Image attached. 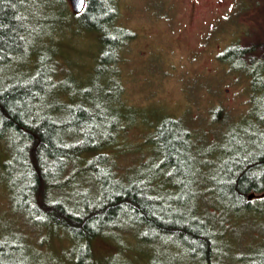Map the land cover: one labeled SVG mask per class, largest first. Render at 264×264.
I'll use <instances>...</instances> for the list:
<instances>
[{"label":"trees","instance_id":"1","mask_svg":"<svg viewBox=\"0 0 264 264\" xmlns=\"http://www.w3.org/2000/svg\"><path fill=\"white\" fill-rule=\"evenodd\" d=\"M65 2L0 0V139L12 145L11 174L21 175L12 178L19 202L16 207L12 200L13 212L43 236L42 242L36 236L33 241L43 243L51 233L69 231L89 257L82 264L99 261L97 243L113 250L105 235L121 237V242L125 233L152 246L164 241L152 264H264V254L256 263L244 252H256L264 242V198L248 200L252 192H264V110L243 120L252 130L230 133L226 147L209 135L219 123L213 114L211 127L199 132L185 127L182 116L160 118L158 136L145 139L150 150L143 152L150 164H136L134 178L127 181L108 162L107 146L118 123L104 94L90 98L88 91L61 81L56 58L33 47L50 19L69 15ZM117 6L116 0H87L85 9L74 15L89 29L106 34L111 50L118 53L123 32L110 26L117 19ZM235 44L218 58L231 61L228 69L244 70L254 93L264 90V56L257 57L254 47ZM2 164L1 158V169ZM104 164L106 177L92 181ZM89 184L96 189L92 198L90 190L85 195L95 201L81 203L76 194ZM234 218L254 227L245 242ZM229 231L232 242L226 239ZM177 239L180 247L174 244ZM32 254L29 241L20 236L0 238V264H39Z\"/></svg>","mask_w":264,"mask_h":264},{"label":"rangeland","instance_id":"2","mask_svg":"<svg viewBox=\"0 0 264 264\" xmlns=\"http://www.w3.org/2000/svg\"><path fill=\"white\" fill-rule=\"evenodd\" d=\"M116 4L118 16L110 26L123 32L118 53L111 50L112 41L104 38L106 34L89 29L82 18L74 15L69 0L65 2L69 15L50 19L48 30L43 31L41 40L35 41L33 47L45 49L56 58L61 65V81L79 86L82 92L88 91L90 98L104 94L105 105L117 114L118 123L113 142L107 146L108 162H113L127 181L134 178L136 164L147 159L143 152L147 150V132L168 114L182 116L183 125L198 132L211 127L213 114L214 121L219 123L209 135L216 136L225 147L230 133L235 136L252 130L243 120L264 110V90L259 88L254 93V88L247 85L244 70L228 69L231 61L218 57L235 48V43L244 48L254 47L257 57L264 56V0H116ZM153 50L156 51L152 53ZM32 58L30 65L34 63L33 55ZM12 150L8 139H0L4 171L0 168V238L18 235L29 241V249L39 264L88 261L89 257L80 249V241L69 231L51 233L49 239L36 243L35 236L39 242L43 236L13 212L12 200L15 206L19 202L18 187H13L12 178L21 175L9 170ZM107 174L105 165L92 181ZM82 187L83 191L76 194L81 197L80 202L88 199L94 202L91 198L96 188L93 190L91 184ZM89 190L91 198L85 195ZM176 193L175 196L179 195ZM180 210L183 212L181 206ZM233 220L240 224V218ZM252 226L239 225L244 242L253 234ZM105 237L114 245L113 250L97 243L94 250H101L99 261L84 264H152L155 254L164 249V241L153 242V246L143 244L132 233H125L121 242V237L119 240L112 235ZM226 239L232 242L230 231ZM174 244L180 247V239L174 240ZM244 252L253 255L255 259L251 262L257 263L264 254V242L256 252L250 249Z\"/></svg>","mask_w":264,"mask_h":264},{"label":"water","instance_id":"3","mask_svg":"<svg viewBox=\"0 0 264 264\" xmlns=\"http://www.w3.org/2000/svg\"><path fill=\"white\" fill-rule=\"evenodd\" d=\"M70 4L72 6V9L75 13H81L87 4V0H69ZM255 198H264V192L257 194L255 192H252L249 197L248 200H253Z\"/></svg>","mask_w":264,"mask_h":264},{"label":"flooded vegetation","instance_id":"4","mask_svg":"<svg viewBox=\"0 0 264 264\" xmlns=\"http://www.w3.org/2000/svg\"><path fill=\"white\" fill-rule=\"evenodd\" d=\"M162 123V120H158L157 122L154 123V126L150 128L149 132L148 133V136H152V137H157L158 136V130H159V125ZM150 150L149 146H148V150L146 152H148ZM142 158V157H141ZM150 158L149 159H146V160H143L142 163H148L150 164L149 162Z\"/></svg>","mask_w":264,"mask_h":264}]
</instances>
